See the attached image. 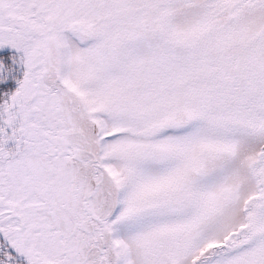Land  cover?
<instances>
[{"label":"snow or ice","instance_id":"obj_1","mask_svg":"<svg viewBox=\"0 0 264 264\" xmlns=\"http://www.w3.org/2000/svg\"><path fill=\"white\" fill-rule=\"evenodd\" d=\"M0 264H264V0H0Z\"/></svg>","mask_w":264,"mask_h":264}]
</instances>
